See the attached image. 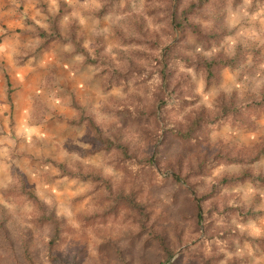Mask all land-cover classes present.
<instances>
[{
	"label": "clouds",
	"instance_id": "9594fccd",
	"mask_svg": "<svg viewBox=\"0 0 264 264\" xmlns=\"http://www.w3.org/2000/svg\"><path fill=\"white\" fill-rule=\"evenodd\" d=\"M0 264H264V0H0Z\"/></svg>",
	"mask_w": 264,
	"mask_h": 264
}]
</instances>
